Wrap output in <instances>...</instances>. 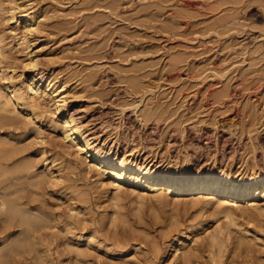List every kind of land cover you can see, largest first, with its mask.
<instances>
[{
    "label": "rangeland",
    "instance_id": "1",
    "mask_svg": "<svg viewBox=\"0 0 264 264\" xmlns=\"http://www.w3.org/2000/svg\"><path fill=\"white\" fill-rule=\"evenodd\" d=\"M22 1L28 14L48 15L45 30L31 47L40 60L37 78L65 85L68 113L88 138L94 137L97 150L141 153L139 161L144 153L168 166L186 155L195 166L217 161L236 168L255 160L264 165V0ZM19 19L8 23L0 17V33L13 56L14 79L23 83L37 72L24 66L26 51L16 45L12 29L27 24ZM43 107L45 114L53 113L50 105ZM35 122L47 142L36 135L34 122L2 134L38 171L57 165V174L63 165L66 176L57 185L39 188L32 208L42 206L68 222L76 204V234L95 231L113 239L119 228L120 237L136 236L127 256L91 247L93 263L128 259L133 264H176L167 237L177 227L194 225L184 244L194 247V264H264V209L243 206L227 218L218 210H201L188 196L157 201L126 190L111 201L112 191L87 172L76 149L69 146L68 155L63 153L52 145L59 136L50 124L44 118ZM69 184L76 186L77 199L71 198ZM25 192L34 196L29 187ZM108 212L117 221L109 220ZM1 223L0 242L5 234ZM62 235L45 245L54 263L71 264L65 245L77 240ZM214 235L221 244L212 243ZM28 255H19L17 264H24Z\"/></svg>",
    "mask_w": 264,
    "mask_h": 264
},
{
    "label": "bare ground",
    "instance_id": "2",
    "mask_svg": "<svg viewBox=\"0 0 264 264\" xmlns=\"http://www.w3.org/2000/svg\"><path fill=\"white\" fill-rule=\"evenodd\" d=\"M24 4L22 0H0V17L6 22H18L19 17L27 21L22 28L16 27L12 31L15 34L16 45L26 51L24 66L37 72L23 83L16 82L14 78L17 74H14L16 70L12 66L14 62L10 61L13 56L6 50L3 34L0 33V221L5 233L0 244H6L0 247V264H17L16 259L19 255L26 253L29 255L24 259V264H32V260L37 264H57L54 263L45 242L49 244L50 239L57 241L59 236L61 238V233H64L62 239L77 240V243L65 245V251L69 256L67 259L72 261L71 264H95L91 247L103 249L106 255L117 253L127 256V250L133 247L130 245L131 239L136 237L124 234L120 237L119 228L116 232L113 231V239L99 236L95 231L76 234L75 222L77 214L80 213L77 212L76 204L69 210L72 221L68 222H64L61 216L50 214L42 206L32 208V202L38 197L39 188L47 183L57 185L66 176L63 165L57 168V174H54L53 170L57 165L47 166L44 170L38 171L31 159L19 156L23 151L14 145L13 140L2 134L7 132L8 128H20L34 122L36 135L41 137L43 142H47V138L40 135L41 127L35 122V118H44L55 131L54 135L59 136L57 137L59 139L53 137L54 147H60L67 155V147L76 149L80 155L77 159L81 165L87 164V172L92 171L96 175V181L103 189L112 191L113 195L109 196L111 201L123 197L126 190L136 196L150 194L157 201L169 202L188 196L194 204L200 205L201 210L206 208L218 210L227 218L236 216L243 206L246 210L264 209L262 203L264 165L258 160L238 167L236 165V168H231L229 164L222 167L217 161L210 165L199 163L195 166L197 163H192L190 155H186L184 161L177 160L174 163L168 161V166L158 163L155 156L151 158L144 153L142 154L144 161H139L141 153L136 157V152L118 155L111 152L103 154L100 149L97 150L92 141L94 137L88 138L89 134L78 119L68 113L69 92L65 85L57 86L52 82L44 84L43 78H37L40 75V60L37 57L38 53L31 47L37 44L36 35L45 30L48 15L28 14ZM31 12L36 11L31 9ZM2 80H7V83H2ZM45 105L53 108L52 114H45L46 110L43 107ZM25 111L27 113H24ZM75 167L77 168L76 164ZM27 187L34 196H29L28 190L25 192ZM74 187L76 186L69 184L67 189L71 188L70 193L73 195L71 198L77 199V189ZM80 193L82 192L79 191V195ZM108 214L109 212L107 213L109 217ZM109 218L112 222L118 219ZM54 221L57 222L56 225L53 224ZM60 222H64L63 228H58ZM78 224L79 221L77 226ZM54 226L57 227V231L53 230ZM193 228L194 225L177 227L171 230L167 237V249H175L172 261L176 264L195 263L194 247L184 246ZM46 229L52 232L48 233ZM214 236L212 243L217 241L221 244L217 235ZM80 241H84L87 246L80 245ZM134 248L137 249V246ZM114 262L133 264L128 259Z\"/></svg>",
    "mask_w": 264,
    "mask_h": 264
}]
</instances>
